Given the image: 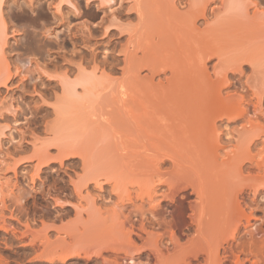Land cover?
<instances>
[{"label":"rangeland","instance_id":"rangeland-1","mask_svg":"<svg viewBox=\"0 0 264 264\" xmlns=\"http://www.w3.org/2000/svg\"><path fill=\"white\" fill-rule=\"evenodd\" d=\"M141 1L143 0H115L111 6L104 4L102 0L63 1L67 2L69 7L68 11L64 14L66 23L62 28L53 27L51 32L45 34L32 31L19 36L22 44L18 50L22 51L21 54L24 55V60H13L16 52H11L10 49L4 48L7 43V40H5L6 43L0 50V181L3 186V189L0 190V264H49L48 259L46 260L47 256H63L66 253H71L72 255L74 253L75 257L67 262H63V264H120L119 262L121 264H130L129 260L132 256L136 261L141 263L146 260L147 256H153L152 261H154V253L149 250H144L140 254L138 247L144 245L145 243L143 242L148 237L149 239L152 238L151 240L148 239L151 242L154 239H158V237H155L163 233V230H160L158 225L155 226L156 228L148 226V232L150 230L151 235H148V233H140L142 238L144 236L145 239L137 235L132 236L131 240L134 242V247L132 243H129L128 237L125 236L129 230L128 222L124 225V222L127 221L126 214L124 213L125 215L122 214L123 216H121V209L119 210L120 213L117 214L119 212L117 208L120 205L125 207L123 211L126 213H128L129 209H132L130 211L136 209L135 212L138 214L132 215V218L134 220L137 219V223H139L138 220H141L140 218L142 217L139 216L143 211L147 215V219H149L152 217L150 216L151 213L154 212L155 214L158 210L160 211V208L162 210H172L171 213L169 212L167 218L173 220L175 230L179 235L178 244H170L167 250L164 248V256H179V253L182 256H206L207 254L205 253L210 252L209 247L218 246L222 239L219 240V238L227 234V230L221 231L220 227L218 230L217 228L212 229V226L218 223L215 221L220 222L221 220L217 217H220L224 212H232L229 208L233 207V204L235 205L237 202L239 206L236 205L237 208L236 206L233 207V212H235V215H239L235 219L242 217L241 220L245 222L246 217L251 215L249 219L251 224H254L253 229L261 227L264 230V183H262V181L264 182V0H241L244 3L243 9H245V12L242 9L241 12L243 13L240 12L238 17L237 11H234L233 14L236 16H232V13L229 14L227 8L225 9L226 6H223L225 4H222L224 3L223 0H207L206 18L203 16L197 17L194 23L190 21L191 19L193 20V14L190 13H193L195 9L191 8L189 10V8L192 5L193 8H196L194 7L193 1L197 5L198 0H146L147 2L149 1V6L146 4V1H143L146 5H143L144 3ZM139 2L140 5H143V7L139 5L140 8H145L144 11H146L145 17L142 16V18L138 13L139 11H137L140 9L137 6ZM201 2L204 1L200 0ZM146 7L148 10L150 8L149 11L153 10L152 13L148 14L149 11ZM186 13L189 14L187 15ZM2 17V21L5 23L4 28L7 30L4 14ZM152 17L157 22L155 20L152 21ZM105 19L111 21L105 23ZM145 20L146 22L144 23ZM189 22H192V32L190 31L191 27L188 30L190 26ZM150 24L152 27L147 26ZM165 24H169L168 27ZM153 27L157 33L161 32V29L163 32L165 31L164 34L168 35L169 40H173V38L182 33H191L193 41L196 42L198 40L200 46L205 47L206 45L205 48H210L209 50L207 49L208 54L210 53L206 61L207 70L211 74L212 79L216 78L219 70L222 73L220 77L223 80L225 79L221 93L219 94H223V96L225 95L228 98L230 97L229 100L231 101L232 99L233 103L236 102V105L242 103V109L247 110L245 112L240 107L233 110V113L229 112L227 113L228 115H224L222 118L219 117V119H215V116L219 112L216 115V112L211 114L213 115L212 119L210 117L211 115H207L204 121L208 118L206 122H210L211 120H214L211 122H216L215 127H213L214 129L211 128L208 131V128L206 129L208 132L204 130V134L203 132H197L192 127L194 119L191 116H187L186 121L182 124L179 123L181 124L180 127L178 126L179 124H176L177 128L175 127L174 129V133L178 130L176 132V138L178 140L168 145L170 148L167 146L166 149L165 145V149L162 150L163 153L159 152V158L155 157L156 160L153 158V155L156 154L154 149L153 152L151 151L152 153L150 151L145 153L141 147L143 145H149L145 144V141H143L144 144L140 143V146L137 148H135L137 146L136 144L131 147L129 146L130 148L124 149L125 153L123 146L114 137V132L111 131L112 129L107 125L105 127L101 123L103 121L98 116H96L97 120L95 116L88 118L89 120L91 119L90 122L94 121L92 124L89 123L92 128L87 127L85 130L84 128L81 130L80 127H77L79 128L78 130L76 127L75 129L70 127L67 123L66 125L65 121H61L56 113L58 108L57 103L60 104L59 100L64 95L62 82L73 80L83 70L89 73L95 71L94 73H96L98 78L103 77L104 85H111V88L116 89L118 87L117 84L119 85L122 81H131L130 86L133 85V90L137 94H162V81L165 82L170 72H168L169 70L163 72L165 69L162 70V68H164L165 63L162 62L161 66L159 64L161 61L159 62L158 59L161 58L160 55L163 52V45H166L169 40H166L168 39L166 36H161L163 32L161 35L160 33L157 34L152 29ZM133 34L135 36L140 34L141 36L139 35L140 37L138 39V36L134 38L135 36ZM130 36L131 40L129 39ZM132 39L134 40V44ZM163 41H167V43ZM144 43L145 49H142ZM135 44H139L140 46ZM135 46L138 48L137 51H135ZM218 53L220 58H218ZM154 62L157 64H153ZM131 66L132 69L130 68ZM134 69L137 71H134ZM216 69L217 71H215ZM132 70L135 73V79L133 77L131 78L130 74L128 75L127 73L128 71L130 73ZM131 79L134 81L132 82ZM160 84H162L161 87ZM79 91L82 92L83 89L79 88ZM207 92V94H218L211 90H207ZM212 97L211 100L216 98V96ZM232 101L229 103H232ZM175 103V105L172 104V109L176 107L173 109L175 111L182 110V112H188L192 106L183 105L179 101ZM177 105L179 106L177 107ZM167 111L170 112L171 110ZM241 111H244L243 113L245 114L241 115ZM238 114L239 116H237ZM190 117L191 119L189 121L188 118ZM59 120L60 122H58ZM58 125L61 126L60 130L63 127L64 129L61 132L59 131L60 134L57 136L58 133L56 134V130L54 131L55 128L53 127L55 126L57 128ZM251 125H255V128H251ZM194 129L196 132H194ZM245 129H249L250 132H244ZM199 133H201V138L199 137ZM61 135L62 137H60ZM186 135L190 138L189 140ZM196 135L204 143L201 140L197 141ZM64 136L66 137L65 139ZM251 137L255 138L250 141L252 139ZM249 138L251 139L249 140ZM54 139L61 140V143L59 142L60 145ZM193 141L199 143V146L196 145V142L192 143ZM183 144L186 147L188 145L187 149H185V146L183 147ZM189 144L191 147L194 144L196 146H194L195 148H191ZM147 147L151 148L152 146L149 145ZM179 149L180 151L178 152ZM132 151L135 153V157H132L130 154ZM167 151L168 156L169 151L170 154L174 152V154H171L174 158H170L172 156H169V159ZM183 151L186 153L183 154ZM190 151L195 153V155H192ZM180 152L183 153L180 155ZM139 153L141 155L140 157L138 156ZM127 154L128 156H126ZM177 154L180 157L182 156V158L179 155L177 156ZM102 156L104 159H102ZM175 158L183 160L181 161L179 159V166L174 165ZM185 158L188 159L186 160L187 162L184 161ZM193 158L196 159L199 165H194L196 161ZM113 159H116V164H118L115 165L116 168L114 166L115 160ZM137 160L138 162H135ZM97 162L98 165L96 164ZM257 162H261V166L259 164L257 166ZM131 164H133V167ZM136 165L140 166L137 167L139 170L136 168ZM193 165L196 167L194 168ZM198 166H200L199 169ZM117 169L119 170L118 172L116 171ZM96 171L98 172L97 174ZM114 174H119V176L117 175L118 180H116L117 176ZM86 175L90 176V178ZM92 175L99 177L98 179L101 181L102 188H99V185L97 186L94 183L93 178L95 177L92 178ZM108 175H111V178L115 176L116 181L121 180L119 182L120 185L115 180H111L113 182L109 181ZM83 176L87 180V185L82 188L81 185L84 183ZM105 177L109 180L105 179ZM88 179L92 180L88 182ZM165 180L174 183L175 188L172 191L174 193H170L171 195L174 194V200L163 197L164 194L169 193L167 183L162 186L159 185L165 182ZM114 182L118 184V189L114 188ZM191 183L200 185L195 186L198 189L200 187L197 191H203L204 194L200 192L202 197L200 196L199 198V193L195 190L196 188H193L194 186ZM250 183L260 188V195L255 196L253 194L249 187L251 185ZM77 186H81L82 189L80 190ZM122 188H124V192L118 196L117 191L120 193ZM152 189L154 190L152 191ZM77 190L79 191L77 192ZM123 193L127 194L123 195ZM150 195L152 196L151 198H149ZM118 197L120 199L122 197L124 201H121L122 199L120 200ZM234 201L235 203H233ZM90 206L93 211H97L98 213H96L100 215H95V217L90 215ZM121 206L119 208H123ZM153 206H155V210L157 209L156 211H152L154 210L152 208ZM213 206L215 209H213ZM113 208L117 216L115 212L114 214L112 213ZM235 209L239 211H235ZM85 210L88 211L86 212ZM107 210H110L109 213L106 212ZM140 210L141 213L139 215ZM150 210L151 212H149ZM87 213L89 216L86 215ZM204 213L206 215L205 217ZM111 214H113V219L116 217L117 220H111ZM101 215L106 218H102ZM118 215L121 217V220H124L118 221L120 218ZM155 216H153V219L159 218L160 215L158 217ZM200 216L202 219L204 218L203 222H206L205 229L202 228L204 231H198L196 225ZM89 217H92L90 222L87 219ZM96 217L97 221L95 220ZM210 217H212L211 219L214 218L212 220H215L214 224L209 219ZM101 220L103 221L101 222ZM74 221L77 225H75ZM99 221L100 225L98 224ZM113 221L114 224L117 221V226L115 224L116 227H114ZM73 222L74 224H72ZM105 224H109L110 226L108 227L111 228L108 230ZM69 225L73 226L70 227ZM102 225H105L103 229L107 228L108 232L102 229ZM90 226L91 229H88ZM99 226L100 228H98ZM117 227L123 230H118ZM60 229H63L62 232H60ZM110 229H113V231ZM206 229L209 232H205L207 231ZM219 229L221 232H219ZM120 230L122 233H120ZM151 230L153 231L151 232ZM243 230L244 227H241V233L244 232ZM90 231L93 232L94 235H92L96 239L92 235L90 236ZM94 231L98 232L95 233ZM110 231H112V234ZM102 232L112 237L111 239L105 237L109 242L104 241L105 238H103ZM154 233L155 235L152 236ZM72 234L78 236H73ZM260 235L257 238L264 240V236L261 237ZM120 236L121 238L119 239ZM217 237L219 238L217 239ZM47 238L50 240V243H47L49 242ZM116 238L118 239L116 240ZM164 238V243H167L168 237ZM51 240H55L57 243L52 241V244L54 242L52 246ZM121 240H126L128 243H123L124 241L121 242ZM42 241L46 242L45 246ZM55 245H57L56 250ZM48 246L51 249L54 247V250L51 251V249H48L50 251L47 250L46 252L44 249ZM117 246L123 249L117 251ZM212 247L211 250L213 249ZM189 249L191 252L185 253ZM76 251L80 252L79 257L76 256ZM221 253L223 255L222 248ZM104 260L108 262L106 263ZM55 263L61 264L62 262L56 261L52 264Z\"/></svg>","mask_w":264,"mask_h":264},{"label":"bare ground","instance_id":"bare-ground-1","mask_svg":"<svg viewBox=\"0 0 264 264\" xmlns=\"http://www.w3.org/2000/svg\"><path fill=\"white\" fill-rule=\"evenodd\" d=\"M63 1H66V0H60V2H61V4L63 3ZM114 1L115 0H102V2L104 3V4H106V5H108V6H111L113 3H114ZM138 1V0H137ZM140 1V0H139ZM143 1H146V0H143ZM143 1H141V2H143ZM156 1V0H155ZM175 1V0H174ZM185 1V0H184ZM191 1V0H190ZM199 2L197 3V5H196V2L195 1H193V3H194V7H196V8H193L192 6V4H190V5H192L190 8H189V10L192 8V9H195L194 11H193V13H190V14H193V16H192V18H193V20L191 19L190 21H192L193 23H194V21H195V19L198 17H205V14H206V2H207V0H202V1H204V2H201L200 3V0H198ZM209 1V0H208ZM224 1V3H222V4H225V5H223V6H226L225 7V9L227 8V11H229V14L230 13H232L231 15L232 16H236V15H233L234 14V11H237V17H238V15H240L239 13L242 11V9L244 8V3H242L241 2V0H223ZM222 1V2H223ZM245 1V0H244ZM59 2V3H60ZM68 2V1H67ZM147 2V1H146ZM149 2V1H148ZM148 2L146 3V4H148ZM6 3V0H0V50L3 48V46H4V44L6 43L5 42V38H6V33H5V31H6V29L4 28L5 26H4V24L5 23H3V6H4V4ZM138 3V2H137ZM144 3V2H143ZM143 3H141V4H143ZM150 3H151V1H150ZM160 3V2H159ZM162 3V2H161ZM188 3V2H187ZM191 3V2H190ZM199 3H200V5H199ZM145 3L143 4V5H146ZM171 4V3H170ZM174 4V3H173ZM140 2H139V4L137 5L138 6V9L140 8V6H142L143 7V5H140ZM158 5V4H157ZM167 5V4H166ZM176 5H177V2H176ZM148 6H149V4H148ZM154 6V5H153ZM197 6H199V7H197ZM140 8L139 10H137V11H139L138 13L140 14V16H141V18H142V16L143 17H145L144 15H145V12L146 11H144L145 10V8ZM174 8H175V6H173ZM153 8V7H152ZM155 8V7H154ZM166 8V7H165ZM187 8H188V6H187ZM223 8V7H222ZM245 8L247 9V7L245 6ZM146 9H147V7H146ZM148 10V9H147ZM149 10H150V8H149ZM148 10V11H149ZM172 10V9H171ZM245 9H243V12H245L244 11ZM152 11L153 10H151V11H149L148 12V14H150V13H152ZM155 11V10H154ZM173 11V10H172ZM224 11H226V10H224ZM231 11V12H230ZM156 12V11H155ZM167 12V11H166ZM187 12H189V11H187ZM190 12H192V11H190ZM243 12H241V13H243ZM228 13V12H227ZM236 13V12H235ZM147 13H146V15H148ZM172 14V13H171ZM179 14V13H178ZM187 14V13H186ZM189 14V13H188ZM187 14V15H188ZM220 14V13H219ZM219 14H218V16H219ZM228 14V15H229ZM159 15V14H158ZM177 15V14H176ZM217 15V14H216ZM228 15H226V16H228ZM242 15H244V14H242ZM149 16V15H148ZM154 17H155V15H154ZM154 17H152L153 19H152V21H154L155 19H154ZM167 17V16H166ZM140 18V19H141ZM206 18V17H205ZM216 18H219V17H216ZM149 19H151L150 17H149ZM172 19V18H171ZM181 19V18H180ZM188 21H189V19H187ZM139 21H141V20H139ZM151 21V22H152ZM156 21V20H155ZM158 21H159V19H158ZM173 21H174V19H173ZM146 22V20L144 21V23ZM157 22V21H156ZM168 22V21H167ZM192 22H189L190 24V26L189 25H187V26H189L188 27V30L190 29V27H191V29H190V31L192 30ZM143 23V22H142ZM148 24H149V22H148ZM152 24V23H151ZM151 24L150 25H147L148 27L150 26V27H152L151 26ZM174 24V23H173ZM181 24H182V22H181ZM169 25V24H168ZM168 25L167 24H165V26H167L168 27ZM194 25V24H193ZM146 26V27H147ZM153 26H155V25H153ZM163 26V25H162ZM171 26H172V24H171ZM174 26V25H173ZM178 26V25H177ZM176 27V26H175ZM181 27V26H180ZM185 28V27H184ZM183 28V29H184ZM196 28V27H195ZM153 30L155 29L154 27L152 28ZM151 28H150V30H152ZM177 29V28H176ZM185 29H187V28H185ZM194 29V28H193ZM141 30V29H140ZM150 30H149V32H150ZM152 30V31H153ZM157 30V29H156ZM155 31V30H154ZM158 31V30H157ZM160 31V30H159ZM173 31H175V30H173ZM189 31V32H190ZM197 31V30H196ZM195 31V32H196ZM138 32V31H137ZM156 32V31H155ZM163 32V30L161 29V32H159L160 33V35H161V33ZM192 32V31H191ZM201 32V31H200ZM132 33H135V32H132ZM153 33V32H152ZM157 33V32H156ZM159 33H157V34H159ZM165 33V31L162 33V35L161 36H166V38H168V35H166V34H164ZM168 33V32H167ZM138 34V33H137ZM154 34V33H153ZM183 34V33H182ZM177 35L175 38H173V40H169V38L168 39H166L167 41L169 40V42L167 43V41L165 42V41H163L164 43H167L166 45H163L162 47H163V52H162V55H160L161 56V58H159L158 60H159V62L161 61V63H159L161 66H162V62L163 63H165L164 64V68H162V70H164L163 72H166L167 70H169L168 72H170V75L168 76V77H166V79H165V82L164 81H162V84H163V91H162V94H137V92L135 91V90H133V85L132 86H130V82L128 81V82H123L122 80V83H120L119 85L117 84V86L118 87H116V89L115 88H111V85H104V82H103V80H102V78L100 77V78H98V76H96V73H89V72H86V71H82L77 77H75L73 80H71V81H63L62 83H63V92H64V95H63V97H61V99L59 100V102H60V104L59 103H57V106H58V108H57V111H56V113L58 114H56L58 117H59V119H61V121H65V124L67 123L68 125H70V127H73L74 129H75V127L77 128V127H80L81 128V130L84 128V130H85V128H89V127H91L90 125H89V123H94V121L92 122H90V120L88 119V118H92V116L94 117H96V116H98V118L100 119V120H102L103 122H101V123H103V125L105 126V125H107L110 129H112L111 131H113L114 132V137L116 138V140L117 141H119V143L123 146V151L125 152V150L124 149H126V148H128L129 146L131 147V146H134L135 144L137 145L135 148H137L138 146H140L139 144L140 143H143L144 144V142L143 141H145V144H149L150 146H152L151 148L149 147H147V146H149V145H143V146H141L143 149H144V152L146 153V152H153V149L155 150V152H156V154L155 155H153V158L155 159V157H157V158H159V152L161 153H163V151L162 150H164L165 149V145H166V149H167V146L168 145H170L171 143H174L175 141H177L178 139L176 138V132H178V130H176V132L174 133V129H175V127H176V124H179V123H184L185 121H186V119H187V116H191V117H193L192 119H194V121H193V123H194V125H193V123H192V127H194L196 130H197V132L199 131V132H203V134H204V130L205 131H207L206 129H208L209 128V130L208 131H210V129L211 128H213V127H215V122H211V121H214V120H211L210 122H206V120L208 119H206L205 121H204V119H205V117H207V115H211V114H213V113H215V115L217 114V112H219L218 114H217V116H215V119H219V117L220 118H222V116H226V115H228L227 113H229V112H231V113H233L234 111L233 110H235V109H237V108H240L241 106H242V103H239V105H236L235 103L236 102H234L233 103V101H232V99H231V101H232V103H229V102H231L229 99H230V97L228 98L227 96L225 97V95L223 96V94H219V93H221V89H222V86H223V82H224V80L222 79V77H220V76H222V73H221V71L219 70V73H217L216 75V78H214V79H212V76H211V74L209 73V71L207 70V65H206V61H207V59H208V57H209V54H208V50L210 49V48H205L206 47V45L205 44H207V42H205V47H203V46H200L199 45V43H198V40H196V42L195 41H193V38L191 37V33H189V34H183V35ZM132 35V34H131ZM140 35V34H139ZM139 35H136V36H138V39H139V37L141 36H139ZM201 35H203V34H201ZM201 35H200V37H201ZM133 36H135L134 34H133ZM134 37V38H137V37ZM145 36V35H144ZM149 36H150V34H149ZM152 36V35H151ZM154 36V35H153ZM196 36V35H195ZM204 36V35H203ZM131 38V36L129 37V39ZM133 38V37H132ZM133 38V39H134ZM147 38V37H146ZM191 38H192V40H191ZM205 38V37H204ZM132 39V42L134 41ZM197 39V38H196ZM131 40V39H130ZM136 40V39H135ZM141 40V39H140ZM144 40H146V39H144ZM152 40V39H151ZM200 40V39H199ZM204 40V39H203ZM139 41V40H138ZM149 41V40H148ZM142 42V41H141ZM140 42V43H141ZM201 42H202V40H201ZM139 43V44H140ZM145 43H147L146 41H145ZM145 43L141 46L142 47V49L144 48V45H145ZM160 43H162V42H160ZM163 43V44H164ZM133 44H134V42H133ZM138 44V45H139ZM131 45V44H130ZM135 45H137V44H135ZM137 45V46H138ZM148 45V44H147ZM132 46V45H131ZM140 46V45H139ZM153 46H154V43H153ZM156 46H159V45H156ZM199 46V47H198ZM136 47V46H135ZM141 47H139V48H141ZM151 47H152V43H151ZM207 47H209V46H207ZM156 48V47H155ZM133 49H134V45H133ZM137 47H136V50L135 51H137ZM145 49V48H144ZM151 49V48H150ZM154 49V48H153ZM159 49V48H158ZM208 49V50H207ZM212 49V48H211ZM128 51H129V48H128ZM128 51H127V53H128ZM134 51V50H133ZM211 51V50H210ZM160 52V51H159ZM130 53H132V51H130ZM135 53V52H134ZM150 53V52H149ZM127 55V54H126ZM219 57L218 58H220V55H219V53L217 54ZM139 56V55H138ZM146 57V56H145ZM152 57V56H151ZM211 57V56H210ZM150 58V57H149ZM140 59H141V57H140ZM152 59V58H151ZM131 60L133 61V59H132V57H131ZM134 60H135V56H134ZM138 60V59H137ZM155 60V59H154ZM157 60V59H156ZM132 61H130V62H132ZM126 62V61H125ZM152 62V61H151ZM157 62V61H156ZM135 63H137V62H135ZM134 63V64H135ZM158 63V62H157ZM157 63H153V64H157ZM124 64H126V63H124ZM147 64H149V63H147ZM138 65H139V62H138ZM160 65H159V67H160ZM128 66H130V65H128ZM135 66V65H134ZM147 66V65H146ZM157 66V65H156ZM136 67V66H135ZM155 67V66H154ZM158 67V66H157ZM166 67H167V69H166ZM131 69H132V66L130 67ZM139 68V67H138ZM145 68V67H144ZM240 68V67H239ZM238 68V69H239ZM97 69V68H96ZM126 69V68H125ZM136 69V68H135ZM134 69V71H137V70H135ZM237 69V70H238ZM133 71V70H132ZM132 71H130V73H129V71L127 72L128 73V75L130 74V76H131V78L133 77H136V76H134L135 75V73H134V71L132 72ZM149 71V70H148ZM215 71H217V69L215 70ZM105 72V71H104ZM103 72V73H104ZM125 72V71H124ZM132 72V73H131ZM139 72V71H138ZM162 72V71H161ZM224 72V71H223ZM126 73V74H127ZM137 73V72H136ZM159 73V72H158ZM154 74H156V73H154ZM127 75V76H128ZM153 75V74H152ZM165 75H166V73H165ZM224 75H225V73H224ZM124 76V75H123ZM138 77V76H137ZM153 77H154V75H153ZM159 77V76H158ZM226 77V76H225ZM144 78V77H143ZM107 79V78H106ZM126 79H127V77H126ZM135 79V78H134ZM130 80V79H129ZM132 80V79H131ZM112 81V80H111ZM134 80H132V82H133ZM141 82H143V81H141ZM147 82V81H146ZM108 83V82H107ZM109 83H110V81H109ZM140 83V82H139ZM159 83V82H158ZM161 83V82H160ZM132 84V83H131ZM162 84H160V87H161V85ZM104 85V86H103ZM144 85V84H143ZM225 85V84H224ZM141 86V85H140ZM159 86V85H158ZM153 87V86H152ZM79 88H82L83 89V91L81 92V91H79ZM146 88V87H145ZM212 89H214V90H212ZM137 90H139V89H137ZM143 90V89H142ZM207 90L208 91H214V93H218V94H207L208 92H207ZM62 91V90H61ZM136 93H135V92ZM141 91V90H140ZM212 96H216V98H214L213 100H211V97ZM213 98V97H212ZM229 100V101H228ZM58 101V100H57ZM176 101H179L180 103H182L183 105H192L191 106V108H190V110L188 111V112H185V111H183L182 112V110H179V111H175V110H173V109H175V108H173L172 109V104H176L175 102ZM197 101V102H196ZM195 102V103H194ZM194 103V104H193ZM173 105V106H174ZM56 106V107H57ZM179 105H177V107H178ZM238 106V107H237ZM185 107H187V106H185ZM241 109H242V107H241ZM241 109H239V110H241ZM167 110H171L170 112L169 111H167ZM177 110V109H176ZM242 110H244V109H242ZM237 111V110H236ZM245 112H247V110L245 109L244 110ZM243 111V112H244ZM220 112H221V114H220ZM239 112V111H238ZM242 112V111H241ZM241 113V115L242 114H245V113ZM237 113V112H236ZM240 113V112H239ZM234 115V114H233ZM213 115H211L210 117H211V119L213 118L212 117ZM236 116V115H235ZM237 116H239V114L237 115ZM191 117L190 118H188L189 119V121H190V119H191ZM209 117V118H210ZM58 120V119H57ZM96 120H97V117H96ZM66 121H69V122H66ZM188 121V120H187ZM188 121V122H189ZM58 122H60V120L58 121ZM105 123V124H104ZM190 123V122H189ZM65 124H64V126H65ZM66 124V125H67ZM181 124H179L178 126L180 127V125ZM56 125H57V121H56ZM55 125V126H56ZM53 127V128H55L54 129V131L56 132V134H57V136L60 134V132H61V130L63 131V129H64V127L63 128H61V130H60V127L61 126H59L58 125V129L56 128V127ZM99 126V125H98ZM185 126V125H184ZM255 126V125H254ZM253 125H251V128H253L254 127ZM102 127V126H101ZM106 127V126H105ZM104 127V128H105ZM65 128H66V126H65ZM92 128V127H91ZM126 128V129H125ZM177 128V127H176ZM188 128V127H187ZM186 128V129H187ZM255 128V127H254ZM73 129V130H74ZM78 130H79V128H77ZM94 129V128H93ZM92 129V130H93ZM108 129V128H107ZM195 129H194V132H196L195 131ZM214 129V128H213ZM70 130V129H69ZM105 130H106V128H105ZM105 130H103V131H105ZM184 130V129H183ZM60 131V132H59ZM67 131V130H66ZM75 131V130H74ZM77 131V130H76ZM185 131V130H184ZM207 131V132H208ZM248 132L249 131V129H245L244 130V132ZM253 131H255V129H253ZM77 132H79V131H77ZM96 132V131H95ZM98 132V131H97ZM250 132V131H249ZM64 133V132H63ZM70 133V132H69ZM206 133V132H205ZM93 134H95V133H93ZM196 134V133H195ZM64 135V134H63ZM200 135H201V133H199V137H200ZM95 136H96V134H95ZM98 136V135H97ZM101 136V135H100ZM113 136V135H112ZM187 136V135H186ZM186 136H185V138H186ZM253 136V135H252ZM60 137H62V135L60 136ZM60 137H58V138H60ZM102 137H104V136H102ZM107 137V136H106ZM188 137V136H187ZM199 137L197 138V135H196V139H197V141H202V143H204L203 142V140L202 139H200L199 140ZM57 138V139H58ZM66 137L64 136V139H65ZM70 138V137H69ZM201 138V137H200ZM252 138V139H251ZM251 138H249V140L250 141H252L254 138L253 137H251ZM56 139V140H57ZM96 139H97V137H96ZM184 139V138H183ZM188 140L190 139L189 137L187 138ZM55 139H54V141H56ZM59 140V139H58ZM56 141L57 142V144L61 141ZM248 140V141H249ZM65 141V140H64ZM101 141V140H100ZM106 141V140H105ZM184 141V140H183ZM247 141V143H249ZM187 142V141H186ZM194 142H196V141H193L192 143H194ZM61 143V142H60ZM60 143H59V145H60ZM99 143H101V142H99ZM98 143V144H99ZM104 143V142H103ZM106 143V142H105ZM192 143L190 142V144L192 145ZM197 143V142H196ZM54 144V143H53ZM63 144V143H62ZM110 144V143H109ZM186 144V143H185ZM189 144V145H190ZM199 143H197L196 145H198ZM55 145H56V143H55ZM106 145H108V144H106ZM120 145V146H121ZM191 145L189 146V147H191ZM195 144H194V146H196ZM201 145H203V144H201ZM200 145V146H201ZM110 146H112V145H110ZM121 146V147H122ZM185 145L183 144V147H184ZM194 146H192L191 148H193ZM199 146V145H198ZM108 147V146H107ZM129 147V148H130ZM169 147V146H168ZM186 147V146H185ZM187 147H188V145H187ZM187 147L185 148V149H187ZM110 148V147H109ZM132 148H134V147H132ZM170 148V147H169ZM190 148V149H191ZM195 148V147H194ZM216 148V147H215ZM105 149V148H104ZM112 149V148H111ZM175 149H177V148H175ZM109 150V149H108ZM114 150V149H113ZM133 150V149H132ZM182 150H183V148H182ZM111 151V150H110ZM134 151H135V149H134ZM142 151V150H141ZM180 151V149L178 150V152ZM199 151V150H198ZM109 152V151H108ZM112 152V151H111ZM120 152V151H119ZM128 153H129V151H127ZM133 152V151H132ZM130 153L131 155H132V157L135 155V153L133 154V153ZM136 152H138V151H136ZM140 152V151H139ZM151 152V153H152ZM177 152V153H178ZM184 152V151H183ZM183 152H180V155H181V153H183ZM191 152V151H190ZM190 152H187V153H190ZM114 153V152H113ZM113 153H112V155H113ZM126 153V152H125ZM143 153V152H142ZM173 154H174V152H172ZM171 153V154H172ZM186 152H184L183 154H185ZM192 153V152H191ZM110 154V153H109ZM123 154V153H122ZM137 154V153H136ZM170 154V151H169V156H172V157H170V158H174L173 157V155H171ZM195 155V153H192V155ZM198 154V153H197ZM196 154V155H197ZM116 155V154H115ZM179 154H177V156H178ZM180 155H179V157H180ZM124 156H125V154H124ZM126 156H128V154L126 155ZM137 156V155H136ZM138 156L140 157L141 155H140V153L138 154ZM152 156V155H151ZM161 156V155H160ZM167 156H168V151H167ZM169 156H168V158H169ZM103 157V156H102ZM101 157V158H102ZM135 157V156H134ZM175 157H176V155H175ZM184 157H185V155H184ZM110 158V157H109ZM115 158V157H114ZM124 158V157H123ZM126 158V157H125ZM138 158V157H137ZM169 158V159H170ZM180 158H182V156L180 157ZM179 158V159H180ZM195 158V157H194ZM193 158V159H194ZM102 159H104V157L102 158ZM101 159V160H102ZM116 159H117V157H116ZM116 159H113V160H115L113 163H114V166L115 165H118V164H116L117 162H116ZM132 159V158H131ZM177 159V160H176ZM179 159L178 158H175V161H174V165L175 166H179L178 165V161H179ZM191 159H192V157H191ZM100 160V161H101ZM107 160V159H106ZM156 160V159H155ZM160 160V159H159ZM181 161H183L182 159H180ZM186 160H188V159H186L185 158V162H187ZM195 161H196V159H194ZM97 161V160H96ZM105 161V160H104ZM111 161V160H110ZM128 161V160H127ZM126 161V162H127ZM131 161V160H130ZM151 161V160H150ZM180 161V162H181ZM254 161V160H253ZM109 162V161H108ZM132 162V161H131ZM135 162H138V160L137 161H135ZM157 162V161H156ZM179 162V163H180ZM122 163V162H121ZM129 163V162H128ZM193 163V162H192ZM198 162L196 161V164L194 163V165H199V164H197ZM253 163V162H252ZM94 164H95V162H94ZM97 165H98V162L96 163ZM103 164V163H102ZM123 164V163H122ZM124 164H125V162H124ZM138 164V163H137ZM155 164H157V163H155ZM159 164V163H158ZM181 164V163H180ZM188 164V163H187ZM258 164L261 166V162H257V166H258ZM100 165H101V163H100ZM127 165V164H126ZM132 165V167H133V164H131ZM130 165V166H131ZM134 165H135V163H134ZM149 165V164H148ZM147 165V166H148ZM193 165V167L195 168L196 166H194ZM113 166V165H112ZM108 167V166H107ZM119 167H122V166H119ZM137 167H140V166H137L136 165V168ZM153 167V166H152ZM199 167L200 166H198V169H199ZM201 167H203V166H201ZM115 168H116V166H115ZM118 168V167H117ZM125 168V167H124ZM123 168V169H124ZM127 168V167H126ZM130 168V167H129ZM128 168V169H129ZM182 168H183V166H182ZM185 168V167H184ZM194 168H193V170H194ZM96 169V168H95ZM101 169V168H100ZM122 169V168H121ZM121 169H120V171H121ZM138 169V168H137ZM106 170V169H105ZM136 170V169H135ZM139 170V169H138ZM100 171V170H99ZM109 171V170H108ZM112 171V170H111ZM117 172L119 171L118 169L116 170ZM196 171H197V168H196ZM92 172V171H91ZM90 172V173H91ZM102 172V171H101ZM110 172V171H109ZM114 172V171H113ZM122 172V171H121ZM198 172V171H197ZM94 174H95V172H93ZM98 172L96 171V174H97ZM106 173V172H105ZM112 174V173H111ZM90 175V174H89ZM103 175V174H102ZM106 175V174H105ZM115 175V174H114ZM114 175H112V176H114ZM119 176V174H116L115 176ZM87 177H89L90 178V176H88V175H86ZM97 176V175H96ZM104 176V175H103ZM109 176V177H108ZM107 177L110 179H108V178H106L105 177V179H107V180H109V181H111V180H115V178L113 177V178H111L110 176L111 175H108ZM118 176H117V179L116 180H118ZM92 178L93 177H95V176H91ZM83 178H84V176H83ZM99 177L97 176V177H95V178H93L94 180L93 181H95L94 183L95 184H97V186L99 185V188H102V185H101V181L98 179ZM103 178V177H102ZM120 178V177H119ZM104 179V180H105ZM264 179V178H263ZM81 180H82V177H81ZM92 180V179H91ZM90 179H88V182L89 181H91ZM115 180V181H116ZM252 180V179H251ZM113 181H111V182H113ZM121 181V180H120ZM120 181H116V182H118V184L120 185ZM246 181H247V179H246ZM250 181V180H249ZM104 182V181H103ZM251 182V181H250ZM80 183H82V181H80ZM110 183V182H109ZM165 183H167L168 184V187H169V193H166V194H164V198H169V199H173L174 200V194L173 195H171L170 193L173 191V189L175 188L174 187V183L172 182V181H167V180H165V182H163V183H160L159 185L160 186H162L163 184H165ZM262 183H264L263 181H262ZM77 184V183H76ZM118 184H115V182H114V188H116V189H118L117 188V185ZM191 184H193V183H191ZM251 184V183H250ZM78 185V184H77ZM85 185H87V180H85V178H84V183L81 185L82 186V188H83V186H85ZM122 185H123V183H122ZM196 184H193L192 186H194L193 188H196L195 190L197 191V190H199L200 189V187H199V189H198V187H196L195 186ZM261 185H263V184H261ZM81 186L79 187V186H77V187H79L80 188V190L82 189L81 188ZM116 186V187H115ZM198 186H200V185H198ZM76 187V188H77ZM155 187V186H154ZM250 188H251V191L253 192V194L256 196H258V195H260L261 194V191L259 190L260 188H258V186L257 185H254V184H251L250 186H249ZM119 188H120V186H119ZM3 189V186H2V183H1V181H0V190H2ZM116 189H114V190H116ZM123 189L124 188H122V191L120 192V193H118V191H117V195L119 196V194L120 195H122L121 193L122 192H124L123 191ZM120 190V189H119ZM154 189H152V191H153ZM202 190V189H201ZM79 190H77V192H78ZM81 192V191H80ZM79 192V193H80ZM168 192V191H167ZM199 194H198V193ZM196 193L199 195V198H200V196L202 197V194H200V192L201 193H203V191H197ZM172 193H174V192H172ZM237 193H238V191H237ZM82 194V193H81ZM81 194H79L80 196H82ZM127 194V193H126ZM126 194H124L123 193V195H126ZM129 194V193H128ZM154 194V193H153ZM204 194V193H203ZM86 195H89V194H86ZM130 195V194H129ZM149 195V194H148ZM90 196H92V195H90ZM131 196V195H130ZM122 197H124V196H122ZM121 197V199H120V197H118L121 201H124L123 200V198ZM127 197V196H126ZM152 196L150 195L149 196V198H151ZM128 198V197H127ZM148 198V199H149ZM226 199V198H225ZM132 200V199H131ZM149 200H151V199H149ZM69 201V200H68ZM120 202V201H119ZM127 202H128V200H127ZM171 202H172V200H171ZM131 203V202H130ZM233 203H235V201L233 202ZM238 203V202H237ZM233 204V207H235L236 205H238L239 206V204ZM116 204V203H115ZM123 204H124V206H125V203L123 202ZM228 204V203H227ZM117 205V204H116ZM118 205H119V203H118ZM131 205V204H130ZM155 205V204H154ZM226 205V204H225ZM89 206V205H88ZM92 206V205H91ZM91 206H90V210H91V213H89L90 215H93L94 217H95V215H100V214H97L98 212L97 211H93L92 209H91ZM94 206V205H93ZM121 206V205H120ZM120 206H118V208L120 207ZM159 206V205H158ZM96 207V206H95ZM114 208H117V207H115V206H113ZM121 207H123V206H121ZM142 207V206H141ZM140 207V208H141ZM155 206H153L152 208H154ZM214 207V206H213ZM226 207H227V205H226ZM226 207H225V209H226ZM233 207H231V208H229L232 212H224L222 215H220V217L218 216H215V217H217V218H219V220H220V222L219 221H215V222H218V223H216V224H214V221H212L213 219H211L212 217H210L209 219H211V221L213 222V224H214V226L216 225V227H214V226H212V229H215V228H217V230H218V228L220 227V229H221V231L222 230H227V234L225 235V236H223V237H217V239L219 238V240L221 241H219L220 242V244L218 245V246H210L209 248H210V250H209V248H208V250L210 251V252H206L205 254H207L206 256H186V255H183L182 256V254H180L179 253V256L177 255V256H164V254H163V249L165 248L166 250L169 248V245L170 244H172V245H175V243H176V245L178 244V237H179V235L177 234V231L175 230V226H174V223H173V220H170V219H168L167 217L169 216L168 214H169V212L171 213V211H168L167 209H161L160 208V211H159V213H158V211L154 214V212H152L151 213V215L150 216H152V217H150L149 219H147V215L145 214V212L143 211L142 213H141V210H140V212H139V215H140V213H141V215L139 216V217H142V218H140L141 220H138V222L139 223H137L136 222V220H134L133 218H132V215L134 216V214H136L137 212H135L136 211V209L135 210H133V211H130V210H132V209H129V211H128V213H126V212H124L123 210H124V208L125 207H123V208H117V210L119 211L120 209L122 210L121 212L122 213H120V211L119 212H117V214L118 213H120L121 214V216H123L122 214H126V220L127 221H125L124 222V225L125 224H127V222H128V224H129V228L128 227H126V228H128L129 230L127 231V233L125 234V236H127L128 237V241H129V243H132L133 245H134V242L131 240V238H132V236L133 235H137V236H139V237H141L142 238V233H145V234H147L148 233V235H151V233H150V230H149V232H148V226H151V228H153V227H155L156 225H158V227L160 228V230H163L162 232L163 233H161V232H159V233H161L160 235H158V236H156L155 238H157L158 237V239H154V240H152L153 242H155V240H156V242L155 243H153V242H151V241H149V240H151L152 238H150L149 239V237L146 239V241L145 242H143V243H145L144 245H141L140 247H138V250L140 251V254L142 253V252H144V250H149L150 252H152V253H154V261H152L153 259V256L151 257V256H147L146 257V260L143 262L142 261V263L141 262H139V261H136L135 260V258L132 256V258H130V260H129V263L130 264H264V240L262 239H260L259 240V238H257V236L258 235H260L261 237L262 236H264V230L263 229H261V227H256L255 229H253V226H254V224H251V221H250V219L249 218H251V215H249V217H246V219H245V222H243L242 220H241V218L242 217H240V218H237V219H235L236 218V216H238L239 214H237V215H235V212H233V210H234V208ZM82 208V207H81ZM97 208V207H96ZM114 208H113V214H114ZM136 208V207H135ZM143 208V207H142ZM236 208H237V206H236ZM86 209V208H85ZM87 209H88V207H87ZM99 209V208H98ZM110 209V208H109ZM213 209H215V207L213 208ZM238 209H239V207H238ZM82 210H84V209H82ZM89 210V211H90ZM112 210V209H111ZM157 210V209H156ZM155 210V208H154V210H152V211H156ZM218 210V209H217ZM230 210H227V211H230ZM78 211H80V210H78ZM86 211V210H85ZM88 211V210H87ZM86 211V212H87ZM93 211V212H92ZM99 211H100V209H99ZM103 211V210H102ZM101 211V212H102ZM110 211V210H109ZM109 211L107 210L106 212H108L109 213ZM235 211H239V210H236L235 209ZM97 212V213H96ZM134 212V213H133ZM149 212H151V210L149 211ZM94 213V214H93ZM100 213V212H99ZM133 213V214H132ZM157 213H158V215H160L159 216V218H155V219H153L154 217V215H156L155 217H158V215H157ZM211 213V212H210ZM79 214V213H78ZM81 214V213H80ZM107 214V213H106ZM113 214H111V220H114V219H116V217L113 219ZM117 214H116V212H115V215L117 216ZM124 214V215H125ZM138 214V213H137ZM154 214V215H153ZM203 214V213H202ZM253 214V213H252ZM86 215H88V213L86 214ZM104 215V214H103ZM103 215H101L102 216V218L104 217ZM171 215V214H170ZM210 215V214H209ZM89 216V215H88ZM119 216V215H118ZM146 216V217H145ZM206 215H205V213H204V217H205ZM212 216V215H211ZM222 216V217H221ZM84 217V216H83ZM120 217V216H119ZM203 217V216H202ZM209 217V216H208ZM92 218V217H91ZM90 217L89 218H87V219H89L88 221L90 222L92 219H91ZM106 217H104V219H105ZM123 218H125V217H123ZM216 218V219H217ZM245 218V217H244ZM85 219V218H84ZM94 219V218H93ZM109 219H110V217H109ZM204 219V218H203ZM203 219L201 218V216H200V218L197 220V222H196V225H197V227H198V231H204V230H202V228L203 229H205L204 228V226L206 225V222L204 221L203 222ZM208 219V218H207ZM95 220L97 221V217L95 218ZM95 220H94V222H95ZM117 220V219H116ZM121 220V217L118 219V221H120ZM124 220V219H123ZM123 220H121V221H123ZM244 220V219H243ZM103 220H101V222H102ZM75 222V221H74ZM74 222L72 223V224H74ZM108 222V221H107ZM96 224H97V222H96ZM98 224L100 225V221L98 222ZM113 224H114V221H113ZM112 224V225H113ZM115 224H116V226H117V221L115 222ZM115 224H114V227H116L115 226ZM118 224H119V222H118ZM75 225H77L76 224V222H75ZM74 225V226H75ZM93 225V224H92ZM106 226H107V228H108V230H109V228H111V227H108V226H110L109 224L107 225V224H105ZM105 225H102L101 227H102V229L104 228V226ZM59 226H61V225H59ZM70 227L71 226H73V225H69ZM68 226V227H69ZM153 226V227H152ZM69 227V228H70ZM83 227V226H82ZM93 227H94V225H93ZM96 227H97V225H96ZM95 227V228H96ZM120 227V226H119ZM119 227H117L118 228V230L119 229H122L123 228V226H122V228H119ZM206 227V226H205ZM208 227V226H207ZM241 227H244V232L243 233H241ZM62 228V227H61ZM65 228V227H64ZM74 228H77V227H74ZM84 228V227H83ZM86 228V227H85ZM98 228H100V226L98 227ZM107 228L106 229H103L104 231H106L107 230ZM117 228H116V230H117ZM156 228V227H155ZM209 228V227H208ZM207 228V229H208ZM88 229H91V226H90V228H88ZM115 229V228H114ZM124 229V228H123ZM122 229V230H123ZM206 229V230H207ZM220 229H219V232H221L220 231ZM61 230V229H60ZM63 230V229H62ZM62 230L60 231V232H62ZM71 230V229H70ZM95 230V229H94ZM101 230V229H100ZM108 230L106 231V232H108ZM110 230H112L113 231V229H110ZM196 230H197V228H196ZM209 230V229H208ZM205 231V232H209V231ZM211 230V229H210ZM229 230V231H228ZM7 231V230H6ZM85 231V230H84ZM112 231H110L111 232V234H112ZM121 231V230H120ZM125 231H126V229H125ZM153 230H151V232H152ZM154 231H156V230H154ZM91 232V234H90V236L93 234V232L92 231H90ZM95 232V231H94ZM98 231H96L95 233H97ZM110 232H109V234H110ZM204 232V233H205ZM210 232H212V231H210ZM215 232H216V230H215ZM218 232V231H217ZM218 232V233H219ZM103 233V238H112L110 235H107V233H105V232H102ZM104 233H105V235H104ZM116 233V232H115ZM120 233H122V231L120 232ZM141 233V234H140ZM213 233V232H212ZM78 234V233H77ZM117 234V233H116ZM67 235V234H66ZM70 235V234H69ZM73 235V234H72ZM75 236H78V235H76V234H74ZM73 235V236H74ZM94 235V234H93ZM92 235V236H93ZM99 235H101V233H99ZM118 235H119V233H118ZM117 235V236H118ZM124 235V234H123ZM148 235H146V236H148ZM153 235H155V233L154 234H152V236ZM215 235V234H214ZM86 236V235H85ZM113 236V235H112ZM122 236V235H121ZM121 236L119 237V239L121 238ZM217 236H218V234H217ZM94 237V236H93ZM97 237V236H96ZM127 237H126V240H127ZM139 237H137V238H139ZM164 237H168V241H167V243H164ZM215 237V236H214ZM41 238H43V237H41ZM61 238V237H60ZM59 238V239H60ZM77 238V237H76ZM75 238V239H76ZM81 239H82V237H80ZM87 238H88V235H87ZM95 238V237H94ZM100 238H101V236H100ZM100 238H98V239H100ZM106 238H105V240L104 241H107L106 240ZM114 238V237H113ZM143 238H144V236H143ZM142 238V239H143ZM34 239V238H33ZM62 239V238H61ZM61 239H60V241H61ZM84 239V238H83ZM91 239V238H90ZM96 239V238H95ZM102 239V238H101ZM118 238H116V240H117ZM145 239V238H144ZM149 239V240H148ZM193 239V238H192ZM204 239V238H203ZM211 239V238H210ZM215 239V238H214ZM216 239V241H218ZM32 240V239H31ZM44 240H46V239H44ZM47 240H48V238H47ZM78 240V239H77ZM114 240H115V238H114ZM125 240V241H126ZM213 240V239H212ZM49 242H47V243H50V240H48ZM52 241H54V242H56L55 240H51V244H52ZM65 241V240H64ZM63 241V242H64ZM75 241V240H74ZM86 241V240H85ZM91 241V240H90ZM89 241V242H90ZM122 241H124V240H121V242ZM123 242V243H128L127 241L126 242ZM142 241V240H141ZM158 241H159V243H158ZM215 241V240H214ZM43 242V241H42ZM54 242H53V244H54ZM62 242V243H63ZM66 242V241H65ZM70 242V241H69ZM88 242V241H87ZM107 242H109V241H107ZM115 242V241H114ZM44 243V246H45V241L43 242ZM57 243V242H56ZM59 244H60V242H58ZM207 243V242H206ZM51 244H50V246H51ZM53 244H52V246H53ZM58 244V245H59ZM70 244H72V243H70ZM118 244V243H117ZM122 244V243H121ZM190 244H192V243H190ZM43 245V244H42ZM48 245V244H47ZM46 245V246H47ZM67 245V244H66ZM106 245H107V243H106ZM171 245V246H172ZM189 245V244H188ZM57 245H55V250L57 249V247H56ZM61 246V245H60ZM65 246V245H64ZM103 246V245H102ZM180 246V245H179ZM190 246H192V245H190ZM66 247V246H65ZM103 247H106V246H103ZM118 247V246H117ZM134 247H135V245H134ZM174 247V246H173ZM202 247V246H201ZM211 247L213 248L212 250H211ZM45 248V247H44ZM54 248V247H53ZM51 249V247L49 248V246L46 248V249H44L46 252H47V250L48 249H51V251L52 250H54V249ZM64 248V247H63ZM72 248V247H71ZM114 248V247H113ZM116 248V247H115ZM215 248V249H214ZM221 248L223 249V255H222V253H221ZM68 249V248H67ZM103 249V248H102ZM123 248L122 247H118V248H116V250L118 251H120V250H122ZM72 250H74L73 248H72ZM76 250V249H75ZM87 250V249H86ZM184 250V249H183ZM186 250V249H185ZM48 251H50V250H48ZM206 251V250H205ZM64 252V251H63ZM77 252V251H76ZM75 252V253H76ZM83 252V251H82ZM147 252V251H146ZM170 252H171V250H170ZM190 253L191 251H190V249H189V251L187 250V252H185V253ZM204 252V251H203ZM43 253V252H42ZM62 253V252H61ZM65 253V252H64ZM73 253V252H72ZM94 253V252H93ZM98 253V252H97ZM174 253V252H173ZM182 253V252H181ZM44 254V253H43ZM42 254V255H43ZM45 254H48V253H45ZM51 254V253H50ZM53 254V253H52ZM56 254H57V252H56ZM80 254V252H77L76 253V256H80L79 255ZM144 254V253H143ZM147 254V253H146ZM181 255V256H180ZM53 256V255H52ZM42 257V256H41ZM47 257H49V258H47ZM46 257V260L48 259V262H50L51 264L52 263H54V262H56V261H60V262H62L61 264H63V262H67V261H69L70 259H72L73 257H75V255H74V253H73V255L71 254V253H69V254H63V256L61 255H59V256H54V257H50V256H47ZM86 257V256H85ZM117 257V256H116ZM125 257V256H124ZM38 258V257H37ZM127 258V257H126ZM41 259V258H40ZM42 259H44L43 257H42ZM115 259V258H114ZM106 260H108V259H106ZM120 260H121V258H120ZM124 260V259H123ZM45 261V260H44ZM105 261V260H104ZM111 261V260H110ZM115 261H116V259H115ZM194 261H196V263H194ZM8 262V261H7ZM106 262V261H105ZM108 262V261H107ZM106 262V263H107ZM114 262V261H113ZM112 262V263H113ZM125 262V261H124ZM49 263V264H50ZM70 263V262H69ZM75 263V262H74ZM116 263H117V261H116ZM120 264H121V262H119ZM56 264V263H55ZM66 264V263H65ZM73 264V263H72Z\"/></svg>","mask_w":264,"mask_h":264},{"label":"crops","instance_id":"crops-1","mask_svg":"<svg viewBox=\"0 0 264 264\" xmlns=\"http://www.w3.org/2000/svg\"><path fill=\"white\" fill-rule=\"evenodd\" d=\"M95 1V0H94ZM59 0H6L3 14L7 23V43L4 48L16 52L13 60H24L21 48L20 35L29 32L45 34L52 28H62L66 23L64 14L68 11V3H59ZM105 23L111 21L104 20ZM56 22V23H54Z\"/></svg>","mask_w":264,"mask_h":264}]
</instances>
